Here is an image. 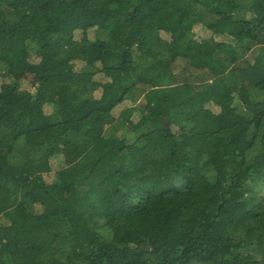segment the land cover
Instances as JSON below:
<instances>
[{
  "label": "trees",
  "instance_id": "16d2710c",
  "mask_svg": "<svg viewBox=\"0 0 264 264\" xmlns=\"http://www.w3.org/2000/svg\"><path fill=\"white\" fill-rule=\"evenodd\" d=\"M0 264H264V0H0Z\"/></svg>",
  "mask_w": 264,
  "mask_h": 264
},
{
  "label": "rangeland",
  "instance_id": "374dc122",
  "mask_svg": "<svg viewBox=\"0 0 264 264\" xmlns=\"http://www.w3.org/2000/svg\"><path fill=\"white\" fill-rule=\"evenodd\" d=\"M195 32H197V33L200 32V29L196 28ZM30 78L31 77H29V76L25 78L24 82L22 83L23 88H25V89H30L31 88L30 84L28 83V82H30ZM117 114L118 113H115V116H117Z\"/></svg>",
  "mask_w": 264,
  "mask_h": 264
}]
</instances>
